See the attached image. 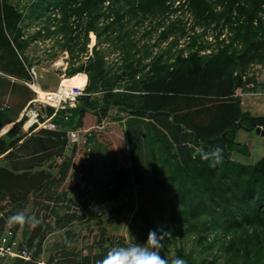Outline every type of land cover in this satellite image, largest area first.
Returning a JSON list of instances; mask_svg holds the SVG:
<instances>
[{"label": "trees", "instance_id": "1", "mask_svg": "<svg viewBox=\"0 0 264 264\" xmlns=\"http://www.w3.org/2000/svg\"><path fill=\"white\" fill-rule=\"evenodd\" d=\"M28 3L24 11L19 2L15 5L13 0H0V33L11 36L18 50L23 51L21 24L26 19L41 21L46 39L51 36L59 39L62 35V48L72 56L74 46H79L81 52L87 50L92 32L100 42L103 38L112 41L124 52V73L117 78L127 75L135 79L147 67L142 65L144 57L138 59L142 69L138 70L132 62L131 50L137 47L132 39L134 26L155 21L157 26L148 34L157 31L158 38L151 47L150 69L140 82H134L133 91L137 94L127 90L115 92L118 81L103 80L106 72L98 46L93 48L94 60H90L86 70L83 65L69 69L71 77L87 72L89 85L81 84L85 95L72 110V118L68 122L58 120L68 129H39L37 125L27 128L26 118L19 119L9 113L11 106L0 110V132L13 124L0 135V232L9 229L18 232L20 225L10 224L7 217L22 212L24 204L38 194L53 193L55 188H65L61 191L62 200L59 207L39 218V225L45 224L46 231L38 243V230H32L31 223L25 224L23 235L30 240L26 247L32 251L33 260L42 255L47 234L84 222L89 230L96 218L91 205L100 209L110 202V215L121 212L124 208H118V204L132 179L142 188L137 162L142 155L140 149L145 146L151 168L149 189L143 193L147 206L140 203L134 209L135 205L128 203L129 211L133 212L129 230L139 237L136 242L146 240L141 238L145 231L148 234L150 229L164 225L171 235L163 255L175 241L177 232H187L195 233L204 249L218 245L223 264H264V155L253 164L232 159L234 151L247 152L244 145L235 141L239 131L255 132L258 126L264 129V117L243 112L240 97L244 93H264L259 71L251 76L247 74L252 63L264 68V0H32ZM51 7L59 10V17L51 16ZM184 15L192 17L190 28ZM53 20L54 28L50 26ZM188 28L192 35L188 36ZM210 29L217 31L218 46L216 52L206 54L210 45L203 40ZM224 33L227 35L221 39ZM187 37L188 47L179 49L175 58L165 60L163 53L154 54L152 50L169 41L167 53H170ZM98 78H102L99 87ZM182 100L185 104H181ZM194 112L208 116V120L197 121ZM47 113L52 114L53 109L48 107ZM140 120H146L142 138L138 135ZM124 121H127L125 130L121 128ZM105 123L111 126H104ZM69 130L78 131L80 140L72 144L71 156H65L71 144ZM217 146L223 149V160L210 167V154ZM90 147L104 154L103 165L107 170L104 179L98 176L88 157ZM56 158L63 160L54 166ZM43 166L47 168L41 169ZM54 170L57 175L53 174ZM79 173L80 184L73 183L75 174ZM73 186L82 198L81 207L66 200ZM70 233L72 229L66 232L64 247H68ZM125 244L128 243L124 236L103 240L96 244L100 252L92 250L74 263L97 264L109 249ZM71 256L69 252L66 257ZM172 259L198 264L193 253L180 252Z\"/></svg>", "mask_w": 264, "mask_h": 264}, {"label": "rangeland", "instance_id": "2", "mask_svg": "<svg viewBox=\"0 0 264 264\" xmlns=\"http://www.w3.org/2000/svg\"><path fill=\"white\" fill-rule=\"evenodd\" d=\"M29 1L30 0H13V3L16 5L19 2L22 5L21 10H24V5L29 4ZM184 21L187 23V27L189 28L193 24L192 17L189 15H184ZM132 25H134V22H132ZM156 26V22H151L150 20H147L142 26H134L136 32L132 35V39L136 41L137 47L131 50L133 55L132 62L136 67H138L139 70L142 66L138 65V59L144 57L142 60V65L147 67L144 69V71L139 72L135 79H130L127 75H125L126 77L124 78H117V76H120L124 73L123 64L125 61V54L120 49L119 44H114L112 41H107L104 38L103 41L101 40L100 42V40H97L96 36L92 33L89 34V42L86 46L87 50L85 52H81L79 46H74L75 53L74 56H72L68 51L62 48V44L64 42L63 40H60L62 35L59 36V39L53 36H51L49 39H46L43 35H38V28L43 27L41 21L26 19L21 24L24 38H21L20 42L23 46V51L17 49L11 36L0 33V70H2L3 74L5 75L0 76V104L3 103V101L9 102L10 104H8L11 106L9 113L17 117L19 113V106L21 105L24 98L27 99L30 97V92H32V99L39 97V94L33 91L31 88L30 91L24 82L31 79L27 68L30 66H36L39 75V84L45 93L55 94L62 84L63 86L69 84L73 77L82 75L83 77L81 78H83V81L80 82L79 87L85 82V85L88 86L89 79L87 72L79 73L72 77L68 75V72L71 67L80 65H83L86 70L90 60H94L93 48L95 46H98V49L101 51L103 57L102 60L104 63V70L106 72V78L103 80L108 82L110 80L116 79L118 82L115 86V92L127 90L131 91L133 94H137L135 91H133L135 89L134 82H140L143 78V75L150 69L149 64L151 63V47L155 44L158 38V32L156 31L149 34L148 32H151V28ZM198 32H201V30ZM216 33V30L210 29L208 30L207 35L204 36L203 43L210 45L208 51L205 52L206 54H209L211 51L216 52L217 50L218 42L216 39ZM192 34V31L189 29L188 36ZM226 35L227 34L224 33L221 38H225ZM189 42L190 41L188 37L182 39L177 47L172 48L170 53H167V50L169 49V41L160 43L156 47H153L152 50L154 54L163 53L164 59L166 60L171 57L175 58L179 49L187 48ZM189 51L190 50L187 49L186 53ZM147 52H149L150 55L146 56ZM256 71H259L260 80L264 81V68L260 65L253 63L250 64L247 69V74L248 76H251L252 73ZM6 76L13 77L15 81L12 83ZM97 82V87L102 85V78H98ZM50 97L54 98V96ZM181 104H185L183 100L181 101ZM36 107L40 113V116L41 114L44 116V118H39L40 122L48 120L51 123V126L56 128V130H64L69 128V126L59 122V119L51 118L52 114L49 115L47 113V108L50 106L40 104ZM195 109L196 107L194 110ZM193 117L201 123H204L208 120V116H202L201 114H196L195 112ZM139 122L138 135L140 138H142L146 120H140ZM12 126L13 125H11V128ZM104 126L109 127L111 125L109 123H105ZM126 126L127 121L121 123V128L123 130L126 129ZM11 128H9V130ZM9 130H7L6 127H3L0 135ZM235 141L238 145L247 143L248 146L245 145V148L247 149L246 154L241 153L243 156H239L237 151H234L232 153V159L243 164H253L261 157L264 149V137H261L256 132L240 131L236 136ZM72 144L74 143H71L68 146L65 156H71L73 149ZM258 148H260V151ZM147 153L148 149L143 146L140 149V154H142L141 158L137 162L139 171L141 170L142 173V188L140 189V187L135 184L134 180L132 179L131 184L123 195L122 202L124 203L120 202V204H118V208H121L122 206L124 208L121 210V212H116L115 214L110 215L112 206V203L110 202L104 203L100 209H96L95 205H91L96 218L92 220L90 225L91 228L89 230L87 229L88 226L86 222L82 223L81 226L72 225L68 226L62 231L56 230L47 234L42 247V255L39 259H31L26 263L18 262V260H16L10 261L7 264H75L74 260H79L82 257L87 256L92 250L94 253L100 252V249L96 244L103 240H114L124 236L128 244L136 243L139 237L133 236L129 230V223L133 217V212L129 211L128 203L135 205L134 209H136L140 203H144L145 206H147V203L145 202L146 197L144 198V194L149 189L148 178L151 171L150 164H148L146 160ZM88 154V157L90 158L94 169L98 173V176L104 179L107 173L106 167L104 168L103 165V161L105 160L104 154L102 152H98L97 150L93 151V149H91ZM62 160L63 158H56L54 163L51 162V164L53 163L54 166H57ZM130 167H132L131 161L129 163V168ZM45 168L47 167L43 166L41 169ZM56 170L53 171L54 175H57ZM81 177V173L77 175L75 174L73 183L80 184ZM62 190H65V188H55V190L52 191L53 193L44 192L41 195L38 194L30 201L26 202L23 206L22 212L26 216L35 218V222L30 224V228L32 230H38L36 243L41 240L44 232L46 231L45 224L39 225V218L43 217L46 213H49L52 209L59 207V203L62 200ZM69 190L70 191L67 192L66 200H71L74 204H77L81 207L80 204H82V198H80L75 186L70 187ZM39 227L41 229H39ZM19 228L20 229L17 232L19 239L23 242V244L28 246L30 240H26L25 236L23 235L26 227L25 225H20ZM69 229H72V233H70L68 237V247H64L66 245L64 239L66 232H68ZM180 229H178V231H180ZM147 235L148 234L145 231L141 238H147ZM32 236L35 237V232L34 234L32 233ZM218 250V245H215L212 249H204L202 245L198 243L195 233L177 232L176 239L170 245L168 252H166V256L169 259H172L179 255L180 252H184L185 254L193 253V256L197 259L198 264H223L222 254L220 255ZM69 252L70 255H72L70 258L66 257L69 255ZM53 258L56 260H53ZM183 264L189 263L183 262Z\"/></svg>", "mask_w": 264, "mask_h": 264}, {"label": "built area", "instance_id": "3", "mask_svg": "<svg viewBox=\"0 0 264 264\" xmlns=\"http://www.w3.org/2000/svg\"><path fill=\"white\" fill-rule=\"evenodd\" d=\"M22 1V0H21ZM30 0L29 2H31ZM27 5V4H26ZM24 11H27L24 9ZM26 13V12H25ZM50 14L55 19L59 17V10L55 7L50 8ZM50 26L55 27V20L51 21ZM38 31L45 36L44 27L38 28ZM89 34H92L90 32ZM24 38V37H22ZM49 39V38H48ZM223 39V38H221ZM28 68V73L31 77L28 81H24L33 91L39 94L38 89L42 90L39 84V75L36 66H30ZM0 76H5L0 70ZM12 82L15 79H11ZM57 96L55 99L51 100H42L40 96L34 98L30 101L28 106L24 109L21 119L26 118L25 126L30 128L34 125H37L39 129H50L56 130L51 126V123L46 120L40 122V117L44 116L38 112L37 105H48L53 109L51 118H57L64 122H68L72 118V110L77 107L81 97L85 95L83 88L78 86L67 87L60 86L59 90L55 92ZM10 108V105L7 102L0 104V110L4 111ZM46 117V116H45ZM68 140L71 143H78L80 136L76 130L67 131ZM245 146V144H242ZM32 259V251L26 247L25 244L19 239L18 233L12 229L5 230L0 232V264H7L10 261L23 260L25 262Z\"/></svg>", "mask_w": 264, "mask_h": 264}, {"label": "clouds", "instance_id": "4", "mask_svg": "<svg viewBox=\"0 0 264 264\" xmlns=\"http://www.w3.org/2000/svg\"><path fill=\"white\" fill-rule=\"evenodd\" d=\"M222 153L223 149L217 146L210 154V167L222 163ZM33 222L34 217L26 216L19 211L9 217L10 224L23 226ZM170 235V231L164 225L150 229L144 242L114 246L97 261V264H183L180 259H172L170 262L168 257L162 254Z\"/></svg>", "mask_w": 264, "mask_h": 264}, {"label": "crops", "instance_id": "5", "mask_svg": "<svg viewBox=\"0 0 264 264\" xmlns=\"http://www.w3.org/2000/svg\"><path fill=\"white\" fill-rule=\"evenodd\" d=\"M6 77L9 78L10 81L13 78L10 76H6ZM26 86L30 90V87L28 85H26ZM240 97H241V109L243 112H249L254 117H264V93H244ZM31 100H32V96H31V92H30V97H28L27 99L24 98L21 105L19 106V113H18L19 119L21 118L24 109L28 106V104L30 103ZM3 102H7V101H3ZM7 103H9V102H7ZM241 131H245V130H241ZM246 132H248V131H246ZM245 145L248 146L247 143ZM258 150L260 151V148H258ZM237 154L239 156H243L240 152H237ZM263 155H264V149H263V153H262L261 157ZM235 161H237V160H235Z\"/></svg>", "mask_w": 264, "mask_h": 264}, {"label": "bare ground", "instance_id": "6", "mask_svg": "<svg viewBox=\"0 0 264 264\" xmlns=\"http://www.w3.org/2000/svg\"><path fill=\"white\" fill-rule=\"evenodd\" d=\"M82 76H77V77H73L72 81L69 84H66L64 86L67 87H72V86H78L80 85V82L83 81L81 78ZM70 85V86H69ZM39 92V96L42 100H51V99H55L57 96L55 94H48L45 93L43 90L38 89ZM50 96H54V98L50 97ZM9 128H11V125L6 126V129L9 130Z\"/></svg>", "mask_w": 264, "mask_h": 264}, {"label": "water", "instance_id": "7", "mask_svg": "<svg viewBox=\"0 0 264 264\" xmlns=\"http://www.w3.org/2000/svg\"><path fill=\"white\" fill-rule=\"evenodd\" d=\"M255 132H256L258 135L264 137V129H263L261 126H258V127L256 128ZM5 133H6V132H5ZM5 133H4V134H5Z\"/></svg>", "mask_w": 264, "mask_h": 264}]
</instances>
